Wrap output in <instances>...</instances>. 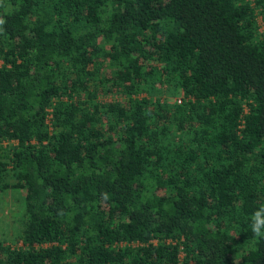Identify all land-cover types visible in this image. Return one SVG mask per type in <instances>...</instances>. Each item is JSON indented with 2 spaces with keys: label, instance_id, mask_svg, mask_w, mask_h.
<instances>
[{
  "label": "trees",
  "instance_id": "16d2710c",
  "mask_svg": "<svg viewBox=\"0 0 264 264\" xmlns=\"http://www.w3.org/2000/svg\"><path fill=\"white\" fill-rule=\"evenodd\" d=\"M0 21V264H264V0H0Z\"/></svg>",
  "mask_w": 264,
  "mask_h": 264
},
{
  "label": "rangeland",
  "instance_id": "374dc122",
  "mask_svg": "<svg viewBox=\"0 0 264 264\" xmlns=\"http://www.w3.org/2000/svg\"><path fill=\"white\" fill-rule=\"evenodd\" d=\"M114 98L110 96L108 99L111 100ZM14 198V191L5 193L0 198V242L6 241L7 243H13L17 240L13 219L18 212L20 204ZM14 245H17V243H14Z\"/></svg>",
  "mask_w": 264,
  "mask_h": 264
},
{
  "label": "clouds",
  "instance_id": "9594fccd",
  "mask_svg": "<svg viewBox=\"0 0 264 264\" xmlns=\"http://www.w3.org/2000/svg\"><path fill=\"white\" fill-rule=\"evenodd\" d=\"M2 23V21H0ZM250 230L253 239L264 240V205L254 210L250 217Z\"/></svg>",
  "mask_w": 264,
  "mask_h": 264
},
{
  "label": "built area",
  "instance_id": "2783aa9c",
  "mask_svg": "<svg viewBox=\"0 0 264 264\" xmlns=\"http://www.w3.org/2000/svg\"><path fill=\"white\" fill-rule=\"evenodd\" d=\"M178 101H179V103H181L182 99H179Z\"/></svg>",
  "mask_w": 264,
  "mask_h": 264
}]
</instances>
